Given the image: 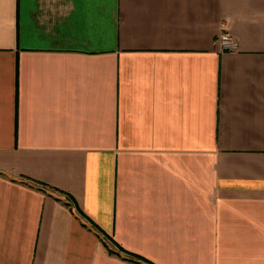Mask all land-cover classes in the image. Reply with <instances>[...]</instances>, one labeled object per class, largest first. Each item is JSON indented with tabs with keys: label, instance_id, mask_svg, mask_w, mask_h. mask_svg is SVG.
<instances>
[{
	"label": "crops",
	"instance_id": "1",
	"mask_svg": "<svg viewBox=\"0 0 264 264\" xmlns=\"http://www.w3.org/2000/svg\"><path fill=\"white\" fill-rule=\"evenodd\" d=\"M117 248L264 264V0H0V264Z\"/></svg>",
	"mask_w": 264,
	"mask_h": 264
},
{
	"label": "trees",
	"instance_id": "2",
	"mask_svg": "<svg viewBox=\"0 0 264 264\" xmlns=\"http://www.w3.org/2000/svg\"><path fill=\"white\" fill-rule=\"evenodd\" d=\"M118 249V248H117ZM118 251H120L124 256L123 259H125L126 261L128 262H131L133 264H141L140 261L144 262L145 264H151L150 262L144 260L143 258H140L139 256H135L133 254H128V253H125L124 251L118 249ZM109 253H113L112 251H109ZM118 255V254H117ZM143 264V263H142Z\"/></svg>",
	"mask_w": 264,
	"mask_h": 264
},
{
	"label": "built area",
	"instance_id": "3",
	"mask_svg": "<svg viewBox=\"0 0 264 264\" xmlns=\"http://www.w3.org/2000/svg\"><path fill=\"white\" fill-rule=\"evenodd\" d=\"M218 45L222 49H232L234 48L235 43L231 37L227 35H221L218 38Z\"/></svg>",
	"mask_w": 264,
	"mask_h": 264
}]
</instances>
